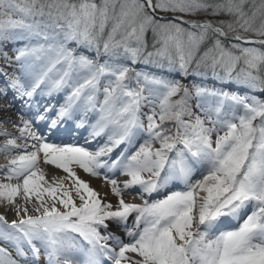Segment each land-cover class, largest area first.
Here are the masks:
<instances>
[{
	"label": "snow or ice",
	"instance_id": "1",
	"mask_svg": "<svg viewBox=\"0 0 264 264\" xmlns=\"http://www.w3.org/2000/svg\"><path fill=\"white\" fill-rule=\"evenodd\" d=\"M0 100V264H264V0H0Z\"/></svg>",
	"mask_w": 264,
	"mask_h": 264
},
{
	"label": "bare ground",
	"instance_id": "2",
	"mask_svg": "<svg viewBox=\"0 0 264 264\" xmlns=\"http://www.w3.org/2000/svg\"><path fill=\"white\" fill-rule=\"evenodd\" d=\"M3 104H5V101L0 100V105H3ZM6 116H10L12 118H18L17 113L15 112L14 109H9L7 112L0 111V119L4 118ZM3 127L7 128L9 131H14L11 124L5 123V124H3ZM82 135H83V133H81V136ZM67 137H69V136H67ZM69 138H71V137H69ZM5 139H6V137L0 136V145H2L4 143ZM77 140L80 141V140H82V138L77 137ZM9 161H10V155L8 153L0 152V168L7 165L9 163ZM41 167L46 172V174H47L46 178L48 179L49 182H52L54 177L64 178L67 176V173L63 172L60 169L55 168L52 165H47V164L42 163ZM76 172L81 179L89 181L91 186L94 189H96L101 195H104L105 193H109V195H111L110 194V187L111 186H110V184L105 183L102 177H92L79 168H76ZM116 178L117 179H123V177L119 176V175H117ZM70 183H71L70 180H68V179L65 180L66 185H70ZM125 199L129 200L130 202H138L139 201L138 198L133 200L132 196L128 195L127 193L125 194ZM18 202L23 203V200L18 198ZM3 213H4V209L2 207H0V214H3ZM30 214H31V212H30ZM8 218L9 219L15 218L14 214H9Z\"/></svg>",
	"mask_w": 264,
	"mask_h": 264
},
{
	"label": "rangeland",
	"instance_id": "3",
	"mask_svg": "<svg viewBox=\"0 0 264 264\" xmlns=\"http://www.w3.org/2000/svg\"><path fill=\"white\" fill-rule=\"evenodd\" d=\"M197 79V81H199V77H197L196 78ZM219 80H216L215 78H212L211 80H206V84H207V86L208 87H213V86H215V85H217V84H220L219 82H218ZM223 83V84H222ZM220 85H222V89L224 90V91H226V89H228L229 88V86H227L226 85V83L224 82V81H221V84ZM237 85H235V84H232V87H231V92L230 91H227V92H230V93H237L236 92V89H237V91L238 92H241L242 91V89L241 88H235ZM217 90H220V89H218V88H216ZM126 194V193H125ZM101 196H104V195H101ZM108 198L109 199H112L113 201L115 200V197H113V196H111V195H109L108 196ZM139 202V201H138ZM137 202V203H138Z\"/></svg>",
	"mask_w": 264,
	"mask_h": 264
}]
</instances>
